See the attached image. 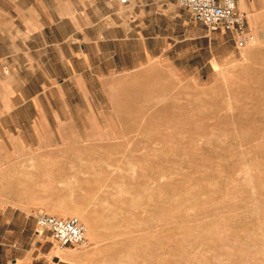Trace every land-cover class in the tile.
<instances>
[{
  "label": "rangeland",
  "instance_id": "374dc122",
  "mask_svg": "<svg viewBox=\"0 0 264 264\" xmlns=\"http://www.w3.org/2000/svg\"><path fill=\"white\" fill-rule=\"evenodd\" d=\"M247 15L243 44L192 19L177 51L136 39L118 72L38 84L54 94L51 141L3 179L0 263L264 264V10ZM40 213L80 218L88 243L60 248Z\"/></svg>",
  "mask_w": 264,
  "mask_h": 264
},
{
  "label": "crops",
  "instance_id": "0c3cea01",
  "mask_svg": "<svg viewBox=\"0 0 264 264\" xmlns=\"http://www.w3.org/2000/svg\"><path fill=\"white\" fill-rule=\"evenodd\" d=\"M103 3L117 4L110 21L87 24ZM238 7L261 11L264 0H239ZM192 19L177 0H0V188L4 178L18 179L22 158L51 141L54 94L49 86L39 90V83L84 82L88 74L95 81V67L104 62L118 72L120 49L134 58L136 39L148 55L177 51ZM33 259L15 256L0 264H34Z\"/></svg>",
  "mask_w": 264,
  "mask_h": 264
},
{
  "label": "built area",
  "instance_id": "2783aa9c",
  "mask_svg": "<svg viewBox=\"0 0 264 264\" xmlns=\"http://www.w3.org/2000/svg\"><path fill=\"white\" fill-rule=\"evenodd\" d=\"M126 2L127 0H122ZM179 5L192 13L193 19L202 24L208 33L223 30L236 34L243 44L248 15L238 7L239 0H177ZM51 232L60 248L83 246L88 243V228L76 216H56L40 213L37 216V232Z\"/></svg>",
  "mask_w": 264,
  "mask_h": 264
},
{
  "label": "bare ground",
  "instance_id": "6f19581e",
  "mask_svg": "<svg viewBox=\"0 0 264 264\" xmlns=\"http://www.w3.org/2000/svg\"><path fill=\"white\" fill-rule=\"evenodd\" d=\"M60 258V257H59Z\"/></svg>",
  "mask_w": 264,
  "mask_h": 264
}]
</instances>
